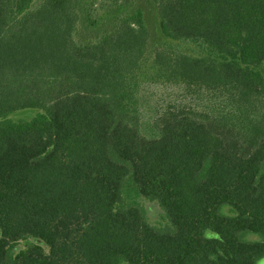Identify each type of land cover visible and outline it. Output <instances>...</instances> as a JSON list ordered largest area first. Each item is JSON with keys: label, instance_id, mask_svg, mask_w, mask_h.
<instances>
[{"label": "trees", "instance_id": "1", "mask_svg": "<svg viewBox=\"0 0 264 264\" xmlns=\"http://www.w3.org/2000/svg\"><path fill=\"white\" fill-rule=\"evenodd\" d=\"M262 257L264 0H0V264Z\"/></svg>", "mask_w": 264, "mask_h": 264}, {"label": "rangeland", "instance_id": "2", "mask_svg": "<svg viewBox=\"0 0 264 264\" xmlns=\"http://www.w3.org/2000/svg\"><path fill=\"white\" fill-rule=\"evenodd\" d=\"M184 50H186L187 52H190V47H183ZM191 54H192V51H191ZM27 115L30 116L29 113H27L25 116L24 114L20 115H16L13 117V119H21V118H25ZM135 201L141 205V207L143 208V210L145 211L146 213V217H147V220L149 222V224L155 228H163L167 225V221L165 219V215L162 211V209H160L157 205L155 204H152V203H149V202H146L144 200H139V199H135ZM209 235L211 236V234L209 233ZM206 236H208V234L206 233ZM242 239L244 241H250L253 239L251 238L249 235L247 234H244L242 236ZM258 238H254L252 240L253 241H257ZM23 245V243L21 244ZM255 264H264V257L258 259Z\"/></svg>", "mask_w": 264, "mask_h": 264}]
</instances>
